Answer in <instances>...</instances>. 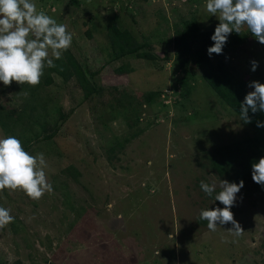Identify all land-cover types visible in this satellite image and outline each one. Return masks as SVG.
Instances as JSON below:
<instances>
[{
    "label": "rangeland",
    "instance_id": "374dc122",
    "mask_svg": "<svg viewBox=\"0 0 264 264\" xmlns=\"http://www.w3.org/2000/svg\"><path fill=\"white\" fill-rule=\"evenodd\" d=\"M33 2L67 26L68 50L96 93L83 100L75 78L64 81L47 66L37 87L0 82V113L14 114L9 131L0 124V138L15 136L29 154L43 153L53 188L39 201L0 191V207L14 217L0 230V264H264V193L249 181L231 209L241 236L226 232L230 223L211 232L199 216L224 207L214 196L227 179L210 166L211 153L253 136L199 69H177L178 32L219 24L206 0ZM112 25L128 30L155 59L114 61ZM224 47L209 57L214 68L245 82L248 93L251 82L264 84V45L247 28ZM157 90L166 97L149 101ZM201 181L217 185L212 197Z\"/></svg>",
    "mask_w": 264,
    "mask_h": 264
},
{
    "label": "clouds",
    "instance_id": "9594fccd",
    "mask_svg": "<svg viewBox=\"0 0 264 264\" xmlns=\"http://www.w3.org/2000/svg\"><path fill=\"white\" fill-rule=\"evenodd\" d=\"M205 8L219 20L211 37L214 44L207 50L209 57L222 54L228 37L233 32L241 34L244 28L264 45V0H206ZM72 40L67 26L57 23L45 11H38L33 0H0V82L6 87L13 82L37 86L45 67H55L49 55L56 60L61 59L71 47ZM251 64V70L255 72L258 62L252 61ZM249 87L254 91L249 92L240 105V119L245 123H251L249 110L253 114L264 112V84L253 81ZM257 126L264 127V123L257 122ZM46 168L43 153L29 154L15 136L0 138V191H23L31 200L39 201L45 193L53 191L47 181ZM252 179L264 187V157L253 162ZM243 187L242 180L239 184L223 180L219 184L220 191L216 193L215 183L200 182V188L207 196L212 197L216 193L215 201L224 205L222 209H204L199 214L200 219L207 221L211 232L217 230L218 223H230L232 228L226 232L236 237L244 233L231 211ZM13 220L10 210L0 207V230ZM169 238L173 237L170 235ZM223 242L228 241L225 238Z\"/></svg>",
    "mask_w": 264,
    "mask_h": 264
},
{
    "label": "trees",
    "instance_id": "16d2710c",
    "mask_svg": "<svg viewBox=\"0 0 264 264\" xmlns=\"http://www.w3.org/2000/svg\"><path fill=\"white\" fill-rule=\"evenodd\" d=\"M189 34H186L185 28L178 32L177 44L179 49L177 51L176 66L180 72H190L189 68L194 65L196 69L201 71V77L206 84L213 90L215 95L224 102L223 104L235 116L240 119L241 108L240 105L248 94L246 83L234 79L227 69L218 66L214 68L209 61L208 48L213 46L214 42L211 37L214 35L215 28L208 31H200L194 25L189 28ZM107 38L109 40L110 48L113 52V60H123L125 58L144 59L151 61L155 56L149 51H142L144 45L138 44L134 36L126 30L118 26L112 25L107 27ZM197 43V49H193L192 45ZM225 47L222 53L225 52ZM164 59L168 60L167 54ZM55 67H47L49 74H56L64 81L75 78L78 86L83 90V100L89 99L96 93L95 86L89 81L86 74L82 71L80 65L77 63L73 55L67 50L59 60H54ZM121 69L119 68V71ZM44 85H51L52 78L50 75L44 78ZM39 85V84H38ZM37 85V86H38ZM35 86V87H37ZM33 93V88H30ZM166 91H153L148 94L149 101L156 97L164 99ZM175 99V98H174ZM174 103L177 101L173 100ZM165 106L168 101H163ZM125 111V109H124ZM21 114H18L20 117ZM14 117V114H9L6 111L4 114L0 113V124L3 129L9 131V123ZM65 117V116H64ZM249 117L251 123H245L253 131L252 138H247L244 141H237L231 145H224L216 148L210 155V166L221 177L227 179L230 183H239L249 181L257 192L264 193V187L256 184L252 179V164L258 162L261 157H264V127H258L257 122L264 123V112H257L253 114L249 110ZM19 122L18 118H15ZM52 135L44 137L50 139ZM35 139L33 136L28 138V141ZM27 141V142H28ZM30 142V143H31ZM119 144L118 147H121ZM71 175L75 178L78 176L76 170L73 169Z\"/></svg>",
    "mask_w": 264,
    "mask_h": 264
}]
</instances>
